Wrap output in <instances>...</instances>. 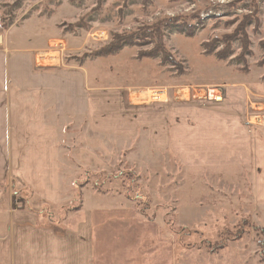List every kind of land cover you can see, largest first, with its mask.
Here are the masks:
<instances>
[{
    "label": "rangeland",
    "instance_id": "obj_1",
    "mask_svg": "<svg viewBox=\"0 0 264 264\" xmlns=\"http://www.w3.org/2000/svg\"><path fill=\"white\" fill-rule=\"evenodd\" d=\"M0 16L6 26L64 40L52 50L66 45L65 65L90 64L110 84L138 86L136 103L155 104L152 90L182 99L241 82L264 102V0H0ZM51 121L60 136L62 202L44 222L74 228L86 208L129 209L158 228L145 245H174V264H264V201L249 171L184 169L171 151L148 149L143 130L121 141L93 134L81 119ZM84 135L106 147L93 149L88 165L77 160ZM16 197L39 212L29 190Z\"/></svg>",
    "mask_w": 264,
    "mask_h": 264
},
{
    "label": "crops",
    "instance_id": "obj_2",
    "mask_svg": "<svg viewBox=\"0 0 264 264\" xmlns=\"http://www.w3.org/2000/svg\"><path fill=\"white\" fill-rule=\"evenodd\" d=\"M40 33L29 25L3 29L0 16V264H174V245H145L144 235L156 236L158 228L141 225L129 209L86 208L74 228L44 222L62 202L52 117L81 119L93 134L121 141L143 130L148 149L171 151L184 169L249 171L255 197L264 201V126L250 124L264 102L248 83L225 86L223 101L207 105L190 90L182 99L167 91L163 104L136 103L138 86L110 84L90 64L65 65L66 45L52 50L53 41L64 40ZM77 143L85 165L93 149L106 148L89 135ZM25 189L39 212L16 197Z\"/></svg>",
    "mask_w": 264,
    "mask_h": 264
},
{
    "label": "built area",
    "instance_id": "obj_3",
    "mask_svg": "<svg viewBox=\"0 0 264 264\" xmlns=\"http://www.w3.org/2000/svg\"><path fill=\"white\" fill-rule=\"evenodd\" d=\"M197 93L196 90L192 91V96L194 99L204 102H221L224 99V88L216 87V88H205ZM151 96L149 99L152 103H165L167 101L168 95L167 90L157 89L152 90ZM251 118V125L256 126H264V103H262V108L259 110H253Z\"/></svg>",
    "mask_w": 264,
    "mask_h": 264
},
{
    "label": "trees",
    "instance_id": "obj_4",
    "mask_svg": "<svg viewBox=\"0 0 264 264\" xmlns=\"http://www.w3.org/2000/svg\"><path fill=\"white\" fill-rule=\"evenodd\" d=\"M10 26H6L5 22L2 20V28L4 29H8ZM121 46H118L117 48H114L111 50V52H109L106 55H114L116 54L119 50H120Z\"/></svg>",
    "mask_w": 264,
    "mask_h": 264
}]
</instances>
